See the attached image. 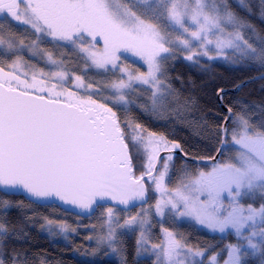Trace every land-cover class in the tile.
I'll return each mask as SVG.
<instances>
[{"label": "snow or ice", "instance_id": "obj_1", "mask_svg": "<svg viewBox=\"0 0 264 264\" xmlns=\"http://www.w3.org/2000/svg\"><path fill=\"white\" fill-rule=\"evenodd\" d=\"M261 2L264 4V0ZM141 4L146 7L141 8ZM240 4L251 10L246 0H240ZM260 14L264 18V8ZM8 18L33 29L35 39L31 44L26 45L23 39L17 44L4 27ZM162 21L173 32L181 30L177 40L188 49V60L201 54L209 56L211 49L207 46L214 43L219 52L235 49L242 58L264 65V38L257 46L244 39L241 30H255L254 26L230 11L226 0H0V54L17 56L11 65L14 69L21 62L19 53L24 48L33 55H46L48 62L57 66L54 71H33L30 81L0 68V187L23 189L37 200L55 198L85 212H92L93 206L105 207V200L125 206L143 200L145 175L157 190L167 192L163 182L169 162L174 159L171 153L176 149L183 151L181 145L138 123L125 121L131 129L132 146L146 157V171L136 177L128 134L117 111L107 103H98L91 94L81 96L65 87L69 70L60 67L62 60L40 47L44 37H50L51 42H63L57 47L78 50L86 66L106 72L111 66L122 73L110 85V98L114 105L121 106L119 110L126 111L134 103L129 100L131 92L146 93L150 89V104L140 106L163 113L168 109L171 93L162 78V64L169 57L161 54L173 49L168 46L171 41ZM229 27L232 31H227ZM99 41H103L102 49L97 47ZM192 41L199 42L204 51H195ZM121 53L139 57L147 71H134L119 63ZM74 80L76 88H85L86 92L92 88L91 83L85 85L81 75H75ZM137 83L148 87L137 89ZM240 123L243 132L232 135L238 146L235 162H217L211 171H199L166 200L158 201L156 212L163 216L164 206L170 205L179 216H190L214 231L232 229L245 243L229 245L225 264H244L246 256L258 257L264 264V204L258 209L251 205L245 208L239 200L257 191L264 194V123L256 131L251 130L247 119L241 118ZM227 131L224 130L225 135ZM161 152L169 155L160 157ZM160 159L164 161L162 170L156 168ZM225 194L231 209L227 212ZM113 216L114 209L107 207L106 239L115 251L112 241L116 239V228H132L137 217L130 216L123 225H114ZM144 222L139 221L141 225ZM61 230L67 229L62 226ZM164 231L166 244L154 247H160L166 264H186L189 256L204 255L183 244L172 232ZM0 236H6V226L0 225ZM182 256L185 259H180ZM19 257V253L11 257L2 254L0 264H5L6 259L11 264H21ZM211 264H216L215 256L211 257Z\"/></svg>", "mask_w": 264, "mask_h": 264}, {"label": "trees", "instance_id": "obj_2", "mask_svg": "<svg viewBox=\"0 0 264 264\" xmlns=\"http://www.w3.org/2000/svg\"><path fill=\"white\" fill-rule=\"evenodd\" d=\"M246 2L250 5L251 10L247 7L240 9L232 3H230V8L254 26L255 30L251 28L242 29V35L253 46H257L264 38V18L260 14L264 4L261 0H246ZM162 26L167 29L169 36L171 32L168 30L167 22L162 21ZM4 27L13 36L16 34L15 37L21 32V29L13 25L10 28L9 25H4ZM21 36L25 41L34 40V35L28 30H24ZM41 47L51 52L54 57H60L69 67L72 65V71L79 68L76 73H73L76 75L83 74L84 81L90 82L92 85L97 84L96 78L105 77L83 72L81 66L75 67L72 63L75 56L74 50L65 48L61 51H55L44 42L41 43ZM185 57L177 54L172 61L164 65L163 73L165 71V81L172 88L176 97L180 99L179 101L191 110L186 114L188 116L186 121L176 122L173 119L160 121L153 118L148 110L140 106L141 104H149V91L146 94L140 92L138 96L132 92L129 95V100L134 101V103H131L126 111H117V115L120 117L121 123L125 120H129L133 124L138 123L148 131L163 134L170 141L179 143L183 148L181 152L185 157L211 159L220 145L221 128L227 116L221 105L228 111L231 109L229 112L235 119H247L252 131L259 130L260 125L264 123V78L255 80V77L264 75V65L258 61H247L232 54L211 56V59L202 54L194 56L192 60ZM7 62V58L0 56L1 65H6ZM125 63L134 71L143 72V69L136 64ZM112 74H109V79L115 76ZM103 80L106 82L107 79L104 78ZM244 83L247 84L243 85ZM238 86L241 87L235 90ZM124 113H126L125 116ZM231 125L232 123L229 122L227 130L230 129ZM129 152L132 159L133 174L139 177L145 172L144 154L142 151L137 152L131 145H129ZM221 157H223V153ZM181 164L187 163L182 158L176 157L175 167L178 168ZM150 201L151 196H149L148 204ZM243 202L245 205L249 204L248 201L244 200ZM257 204L259 202L254 205L257 206ZM56 209L52 206L45 207L31 203L19 196H8L0 193V225L6 226V236H0V255L6 254L11 257L19 253L21 264H24L25 254L27 264H152L150 260L136 258L133 237L121 240L122 262L105 260L103 254L99 259L86 257V252L83 250L86 248L78 240L72 238L65 243L50 240L42 233L45 226L43 224L45 220L57 218ZM136 210L130 212L133 213ZM68 216L74 222V217ZM170 230L178 232L181 238L183 237L184 243L192 247L193 242L198 240L212 244L219 242V239L208 237L185 223L175 224ZM226 240L229 244L234 243L231 237ZM205 243L198 244V246ZM209 249L208 255L219 254V263L225 260L226 248H224L223 243L214 244ZM243 261L244 264H260L258 257L246 256ZM5 264H11V261L6 259Z\"/></svg>", "mask_w": 264, "mask_h": 264}, {"label": "rangeland", "instance_id": "obj_3", "mask_svg": "<svg viewBox=\"0 0 264 264\" xmlns=\"http://www.w3.org/2000/svg\"><path fill=\"white\" fill-rule=\"evenodd\" d=\"M218 3L221 2V0H217ZM229 2V3H228ZM230 3L233 5L237 6L240 9H244V6L240 4V0H228L226 1V5L230 11L233 12L230 8ZM141 7H146V5L141 4ZM221 6H223L221 4ZM235 13V12H234ZM10 25H13L15 27H18L21 29L20 34L14 35L17 44L19 43V40L23 39L25 44H31L32 41H25V39L21 36L24 30L30 31L34 35L33 29H31L28 25H23L20 24L17 21L11 20V18H8ZM9 23H6L5 25H9ZM6 29V28H5ZM7 30V29H6ZM171 34L167 36V38L171 41V43L168 45L173 49L172 52L170 53H162V56H168L169 59H167L163 64H162V78L164 80V84L168 87V91L171 93V95L168 97V109L164 111L163 113H153L152 111L148 110V112L151 114V116L157 120L160 121H166L173 119L176 122H181L182 120H185L188 116H186L187 113H189L191 110L184 105L178 97L174 94L172 91V88H170L165 81V76L166 73L164 69V65L172 61L177 54H180L182 57L187 56L189 54L188 49L184 48L179 41L177 40V36L181 34V30H177L175 32L171 31V29H168ZM227 31H232V29L229 27ZM242 31V30H241ZM184 37H187L189 40H191V37H189L186 33L183 34ZM35 39V35H34ZM44 43L49 44V48L55 51H61L65 48L71 49L72 51L74 50L75 56L72 59V63L75 67H80L83 72H90L92 74H95L97 76H101L106 78V82H104V78H96L95 82L97 84L92 85L91 89H87V92L85 91V88H76L75 87V80L73 72H77L78 69H73V66L67 65L60 57H54L57 60H62L63 64L60 65V67L66 68L70 72V78L68 81L65 82V87H67L70 91H75L77 92L78 95L81 96H86L88 94H91L92 99H95L98 103H107L108 106L113 107V110L115 111H121L120 105H114L113 100L110 98V96L113 93V90L111 89L110 85L113 81H115L118 77L122 75L117 70H112L111 66H109V71H105L104 69H97L94 66H86L85 60L82 58V54L78 52V50H75L71 48L70 46L66 47H57L56 44L58 43H63V42H51L50 37H44ZM195 47V51L198 52H203L204 49L199 46V42L197 41H192ZM100 46H99V45ZM41 47V45H40ZM98 48H103V41H99L97 43ZM208 48L211 49L209 52V56H223L225 54H232L236 57H239L241 59L251 61L247 58H242L240 53L237 52L235 49H229L225 48L222 52H219L215 48V44L213 43L212 45H208ZM42 48V47H41ZM44 49V48H42ZM45 50V49H44ZM45 52H48L45 50ZM21 57V62L17 68H13L11 65L13 64L14 61H16L17 56L15 54H7V55H2L4 58L8 59V62L6 65H1L0 68L4 69V72H13L14 74H17L20 76V78L23 80L25 78L31 80L33 71L43 69L45 72L48 71H54L56 70V65H52L48 62L47 56L44 54H36L33 55L31 51L28 50V48H24L23 50L20 51L19 53ZM122 60L119 62L121 64H126L125 62H129L132 64H136L138 67L143 69V72L147 71V65L139 59V57H134L132 56L131 53H121ZM126 57V59H125ZM82 63V65H81ZM129 66V65H128ZM130 69H132L129 66ZM133 70V69H132ZM25 73H27V77H25ZM113 73L115 76L110 77L109 79V74ZM112 74V75H113ZM82 77L84 76L83 74H80ZM47 79V77H45ZM85 85L89 84L88 82L84 81ZM134 87L137 89H147V85H140V84H134ZM149 95H150V89H148ZM132 93V92H131ZM130 93V94H131ZM140 92H135V96H138ZM146 94V93H145ZM144 94V95H145ZM63 99V97L61 98ZM148 103L150 104V100H148ZM126 113H124V116ZM128 122H131L129 120H125ZM125 121L122 123V125L126 128L127 134H128V143L129 145L132 146V141H131V129L127 128V124H125ZM186 121V120H185ZM232 125L230 129L227 131V136H226V141L224 145V157H222V160L220 163H226V162H235L238 153L235 151V149L238 147L237 145L234 144L232 135L233 132L237 134H241L243 132V127L240 123L239 119H234L232 121ZM133 147V146H132ZM145 157V155H144ZM164 162V161H163ZM172 161L169 162V172L165 176L164 182H163V187L167 189V192L163 190H157L155 187V184L152 182L151 178L145 181V184L147 185V188H149V195L151 196V201L150 203L138 208L136 211L133 213L131 212H122L119 211L115 208L114 209V216H113V223L114 225L118 222L119 224L123 225L124 221L128 219L130 216H136L137 217V222L134 224L132 228H121L117 227L116 228V239L112 241L113 246L115 247V251H113L112 247H109V243L106 239L107 237V232H108V225L106 224L107 220V207L106 208H101V210L98 211L92 218L87 219V220H80L75 218V222H72L71 219L68 218H63L61 219L59 217V212H55V215L57 216L56 219L51 220L53 223L49 224L48 220H45L44 230L43 234L46 235L50 240L52 241H68V235H73L74 240H78L79 243L84 242L86 243L87 246H91L86 249V257H90L93 259H99L102 254L103 258H106L108 260H116L117 262H122L123 260V250H122V244L121 240L123 238L127 237H133L135 240V248H136V258L137 259H149L152 264H166V261H164V258L162 254L160 253V247L164 246L166 244V234L164 229H167L169 232H172L173 235L180 240L183 244L184 243L183 237L180 238V236L175 233L174 231L170 230L172 226L175 224H188L192 226L195 229H199L204 231L207 235L213 238H218L219 240H224L225 238L227 239L228 237H231L234 240V243H231L229 245H239V244H244L245 242L242 240H238L237 236L235 235L234 231L232 229H227L225 232L221 233L218 230L214 231L212 229H209L205 227L204 225L199 224L194 218L190 216H179L176 211H174L170 205L164 206V215L160 216L156 212V204L158 201H163L168 198V196L175 192L177 188L182 187L183 183H188L191 178H194L195 176L198 175L199 172H195L192 174V171L195 169L193 167H189L185 164L182 165L184 169L187 171H190L188 174L187 179L182 178L178 179L177 181H169V176L172 175ZM145 165H146V157H145ZM214 165V164H213ZM212 165V166H213ZM212 166L206 167L205 170H199V171H211ZM163 164L160 166V170H162ZM146 171V167H145ZM182 175H180V178ZM240 203L246 208L248 205H251L254 208H259L262 204H264V194L260 192H255L249 196H242L239 198ZM242 200V201H241ZM248 201L249 204L245 205L243 201ZM257 204L255 206L254 204ZM224 211H230L231 209L229 208L228 200L226 198L225 194V199H224ZM182 210V209H181ZM62 214V213H61ZM64 216V214H62ZM58 220L65 221L63 223L59 222ZM145 221L142 225L139 223V221ZM67 222V225H66ZM71 222V223H69ZM63 227H66V231L61 230ZM41 230V229H40ZM42 231V230H41ZM143 233V236L141 235ZM78 236L76 237V235ZM247 234V232H246ZM76 237V238H75ZM82 237V238H81ZM218 240V241H219ZM140 242V243H138ZM77 243V241H76ZM229 245L226 246V252H225V260L221 263L218 261L219 254H211L208 255L210 249L204 248H194L191 245H187L188 247L192 248L193 251H201L203 252L202 257H192L189 256L186 260V264H189L190 261L194 260L196 261V264H211V257L215 256L216 257V264H225V261L228 260V251H229ZM154 246H160V247H154ZM85 257V256H84ZM180 259H185L183 256L180 257ZM245 257H243V260Z\"/></svg>", "mask_w": 264, "mask_h": 264}, {"label": "water", "instance_id": "obj_4", "mask_svg": "<svg viewBox=\"0 0 264 264\" xmlns=\"http://www.w3.org/2000/svg\"><path fill=\"white\" fill-rule=\"evenodd\" d=\"M260 78H264V75L255 77V80L260 79ZM246 84L247 83H244L243 85H246ZM243 85H241V86H243ZM241 86L236 87L235 90L239 89ZM235 90H234V92H235ZM221 106L224 109V112L227 113V116H226V118L223 122L222 128H221V131H222L221 142H220V145H219L217 152L215 153L214 157H212L211 159H191V158L185 157V155L183 153H181L180 151H177V150L173 151L171 154L179 156L184 161L189 162V163H193L196 165L215 164L218 161V159H219V157H220V155L224 149L226 136H227L224 134V130L227 129V126L232 119V113L229 112L227 109H225L223 105H221ZM165 154H167V153L161 152L160 157L164 156ZM159 163H160V160H158L156 163L157 169H158ZM153 174L155 175V172ZM148 179H150V177L145 175L144 181H143L144 187H145V195H144L143 200L137 199V200L133 201L132 203H130L128 206H125L122 204H117L111 200H105V201H103L105 207H112V208H115V209L122 211V212H128V211H131L133 209H136V208H139V207L146 205L148 202V192H147L145 181H147ZM0 193H2L4 195H8V196H19V197H22L31 203H35V204H38L41 206H55L65 213H68V214H71L75 217H79V218H83V219H87V218L91 217L97 210V208H95V206H93L94 210L92 212H85L84 210L76 207L75 205L64 204L62 201H59L55 198L37 200L35 197H30L23 189H5L3 187H0Z\"/></svg>", "mask_w": 264, "mask_h": 264}, {"label": "flooded vegetation", "instance_id": "obj_5", "mask_svg": "<svg viewBox=\"0 0 264 264\" xmlns=\"http://www.w3.org/2000/svg\"><path fill=\"white\" fill-rule=\"evenodd\" d=\"M226 118V117H225ZM235 118L233 117V115H232V119H231V123H233L232 121L234 120ZM177 151H180L179 149H176ZM224 150V149H223ZM175 151V150H174ZM181 152V151H180ZM182 153V152H181ZM222 153H223V151H222ZM221 153V154H222ZM167 155H169V153H167V154H165L164 156H162V157H165V156H167ZM171 155H173V154H171ZM221 156V155H220ZM173 157H174V159H173V163H172V175L173 176H169L168 178H169V181H172L173 180V182L174 181H177L178 179H182L183 177L184 178H186L187 179V177H188V174H189V172L190 171H187L186 169H184L183 167H182V165L183 164H181L180 165V167H178V168H176L175 167V158L176 157H179V156H176V155H173ZM223 157H224V153H223ZM179 158H181V157H179ZM222 160V157L220 158L219 157V159H218V161L217 162H220ZM184 161V160H183ZM216 162V163H217ZM185 163H187V164H190V165H187V164H185V165H187V166H189V167H195V169L192 171V174L193 173H195L196 171L197 172H199V170L201 169V170H205V168L206 167H209V166H212L213 164H207V165H196V164H193V163H189V162H186L185 161ZM215 163V164H216ZM161 164H163V159H160V163H159V166H158V169L160 168V166H161ZM194 165V166H193ZM156 174V173H155ZM180 175H182V177L180 178ZM147 182V181H146ZM146 188H147V185H146ZM147 192H148V200H149V188H147ZM242 201V200H241ZM148 203V202H147ZM224 206H225V204H224ZM45 207H51V206H45ZM52 207H55V206H52ZM55 208H57V207H55ZM102 208H106V207H102ZM140 208V207H139ZM99 209V208H98ZM98 209L96 210V212H98ZM136 209H138V208H136ZM134 210V209H133ZM59 212V217L61 218V219H63V218H68L69 216L68 215H71V214H68V213H65V212H63V211H61L60 209H56V212ZM132 211V210H131ZM95 212V213H96ZM128 212H130V211H128ZM64 214V216L62 215V214ZM95 213L91 216V217H89V218H87V219H90V218H92L94 215H95ZM71 216H73V215H71ZM74 218H73V220H75V218L76 219H80V220H82V221H84V220H87V219H83V218H79V217H75V216H73ZM69 219V218H68ZM59 222H61V223H63V222H65V221H62V220H58ZM75 222V221H74ZM66 225H67V222H66ZM199 230V229H198ZM199 231H201V233L202 234H204V235H206V236H208V237H210L209 235H207L204 231H202V230H199ZM175 233H177L179 236H180V238H181V235L178 233V232H175ZM78 236V234L76 235V237ZM75 237V238H76ZM70 238H72L73 240H74V237H73V235H68V239H70ZM82 238V237H81ZM213 238V237H212ZM214 239H218V238H214ZM62 242H64V241H62ZM65 243V242H64ZM194 244H193V247L194 248H200V249H204V248H211L212 247V245H214V244H218V243H223L224 244V248H226V246L229 244L228 242H227V240H226V238L224 239V240H219V242L217 243V242H215L214 244H212L211 242L210 243H205V242H202L201 240H198V241H194L193 242ZM203 243H205L204 245H201V246H198V244H203ZM81 244L87 249V248H89V247H91V246H87L86 245V243L84 242V240H83V242H81ZM187 245V244H186ZM86 249H84L83 248V250H85V252H86ZM83 255H85V253H83ZM105 260H108V259H106V258H104ZM141 260H144V259H141ZM147 260H149V259H147Z\"/></svg>", "mask_w": 264, "mask_h": 264}]
</instances>
